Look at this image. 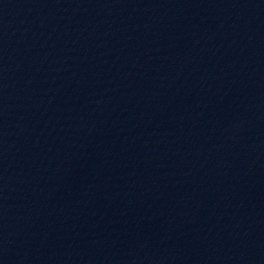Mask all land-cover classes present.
<instances>
[{
    "label": "water",
    "instance_id": "95a60500",
    "mask_svg": "<svg viewBox=\"0 0 264 264\" xmlns=\"http://www.w3.org/2000/svg\"><path fill=\"white\" fill-rule=\"evenodd\" d=\"M0 264H264V0H0Z\"/></svg>",
    "mask_w": 264,
    "mask_h": 264
}]
</instances>
